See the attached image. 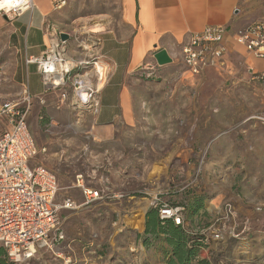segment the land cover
Segmentation results:
<instances>
[{"label":"rangeland","instance_id":"obj_1","mask_svg":"<svg viewBox=\"0 0 264 264\" xmlns=\"http://www.w3.org/2000/svg\"><path fill=\"white\" fill-rule=\"evenodd\" d=\"M122 4L55 5L51 26L60 39L69 35L65 46L76 68L63 87L33 101L28 123L38 154L31 165L55 174L57 202L72 199L78 209L61 211L64 239L30 264H168L166 236H145L148 212L163 204L183 208L185 232L203 240L191 264H264V74L238 55L200 75L179 52L163 67L153 56L127 81L129 117L97 128L75 81L100 90L101 38L121 25ZM80 175L90 177L86 186L116 198L84 205ZM0 261L15 264L6 251Z\"/></svg>","mask_w":264,"mask_h":264},{"label":"built area","instance_id":"obj_2","mask_svg":"<svg viewBox=\"0 0 264 264\" xmlns=\"http://www.w3.org/2000/svg\"><path fill=\"white\" fill-rule=\"evenodd\" d=\"M66 3V0H58L55 5L59 9ZM34 8L35 0H0V13L10 20ZM45 30L47 44L43 56L27 62L37 66L44 93H47L63 87L66 78L75 72L76 64L68 57L65 41L56 31L49 25ZM228 32V27L211 26L188 36L182 45L181 55L192 74L200 75L209 68L221 65ZM233 37L250 54L264 59V18L235 32ZM67 64L74 67L69 70ZM56 77L63 79L57 84L53 81ZM78 79L75 81L78 101L96 112V87L84 88ZM31 106L32 96L27 87L15 100L0 98V121L4 120L8 127L5 131L0 127V244L15 264H30L40 256L42 249L53 250L64 239L61 211L78 209L72 199L57 202L58 181L55 174L31 165L38 154L28 123ZM84 180L83 175L78 176V188L82 190L84 205L116 198L105 190L86 186ZM162 212H166L165 217H162ZM182 213V208L164 207L160 215L163 219H174L180 225L184 219Z\"/></svg>","mask_w":264,"mask_h":264},{"label":"crops","instance_id":"obj_3","mask_svg":"<svg viewBox=\"0 0 264 264\" xmlns=\"http://www.w3.org/2000/svg\"><path fill=\"white\" fill-rule=\"evenodd\" d=\"M58 0H35V8L9 20L0 13V98L15 100L28 88L33 101L44 94L41 74L27 61L41 58L47 44L46 26L54 19ZM68 0H66L67 2ZM121 25L103 33L100 54L106 67V81L97 95L93 125L107 130L128 118L133 108L128 79L143 66L154 63L153 56L179 48L189 35L207 27L229 28L223 59L238 55L250 71L264 74V59L250 54L234 40L233 34L264 18V0H122ZM52 27V26H51ZM220 67V66H219ZM32 108V106H31ZM3 124H5V121ZM4 129V128H2ZM85 182L88 176H84Z\"/></svg>","mask_w":264,"mask_h":264},{"label":"trees","instance_id":"obj_4","mask_svg":"<svg viewBox=\"0 0 264 264\" xmlns=\"http://www.w3.org/2000/svg\"><path fill=\"white\" fill-rule=\"evenodd\" d=\"M75 73V72H74ZM164 207L175 208L167 204L161 205V208H155L148 212L146 218L145 236L157 238L165 235L167 244L172 248L173 257L168 264H191V260L196 258L201 250L202 241L192 238L183 228L184 219L180 225H177L174 219L161 218V209ZM202 209L201 204L197 203L191 206L190 211L197 214ZM184 209L182 208V211ZM147 241V240H146ZM5 250H1L0 255H4ZM201 264H209L207 261H201ZM0 264H6L0 261Z\"/></svg>","mask_w":264,"mask_h":264},{"label":"water","instance_id":"obj_5","mask_svg":"<svg viewBox=\"0 0 264 264\" xmlns=\"http://www.w3.org/2000/svg\"><path fill=\"white\" fill-rule=\"evenodd\" d=\"M61 39L63 41H68L69 40V35L61 34ZM154 59L157 62V65L159 67L167 66V65L173 63V59H172V57L170 56V54L168 53L167 50H161V51L157 52L154 55Z\"/></svg>","mask_w":264,"mask_h":264},{"label":"bare ground","instance_id":"obj_6","mask_svg":"<svg viewBox=\"0 0 264 264\" xmlns=\"http://www.w3.org/2000/svg\"><path fill=\"white\" fill-rule=\"evenodd\" d=\"M9 20H10V19H9ZM66 66H67V68H68L69 70H70L71 68H73V66H72L71 64H67ZM106 67H107V66H106ZM106 67H105V65L103 64V62L99 65V69L102 70V71L107 70ZM62 79H63L62 77H56V78L53 79V81L57 82V84H58V82H61ZM101 80H102V82L105 81L104 78L101 79ZM81 85H82V87L86 88V86H83V85H85V84H84L82 81H81ZM162 169L164 170V168L157 167V168L155 169V171H156L159 175H162V173H163ZM159 175H158V176H159ZM141 218H142V216H141ZM141 223H142V221L139 220V221H138V225H140Z\"/></svg>","mask_w":264,"mask_h":264}]
</instances>
